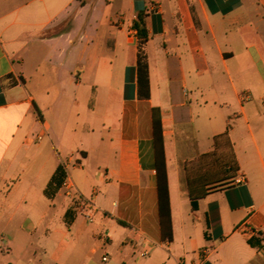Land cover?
Returning <instances> with one entry per match:
<instances>
[{
  "label": "crops",
  "instance_id": "0c3cea01",
  "mask_svg": "<svg viewBox=\"0 0 264 264\" xmlns=\"http://www.w3.org/2000/svg\"><path fill=\"white\" fill-rule=\"evenodd\" d=\"M140 10L149 99L136 70L126 97ZM155 107L172 241L160 226ZM60 165L93 221L64 187L46 195ZM3 167L0 264H264V0H0ZM189 181L209 189L197 209ZM246 212L249 233L227 245L230 218Z\"/></svg>",
  "mask_w": 264,
  "mask_h": 264
},
{
  "label": "trees",
  "instance_id": "16d2710c",
  "mask_svg": "<svg viewBox=\"0 0 264 264\" xmlns=\"http://www.w3.org/2000/svg\"><path fill=\"white\" fill-rule=\"evenodd\" d=\"M146 11L140 10L137 19L134 21V28L137 31L138 38V59L136 67L128 68V80L126 86V97L129 96V82L130 73L133 70L137 72V83H138V97L140 99H149L151 96L150 90V71L148 54L146 52V44L150 39V33L146 21ZM14 78L12 75L9 79ZM18 84V81L11 80L10 85L14 86ZM152 120H153V134H154V149H155V165L157 170V187H158V200H159V214H160V226L163 240H173V224H172V212L170 202V190L168 182V173L166 165V153H165V140L163 134L162 114L160 108L152 109ZM222 138H226L227 134L222 135ZM217 147V137L215 141ZM207 156V155H205ZM227 171L234 173L231 178H235L239 167L236 161L235 154L227 160L225 163ZM66 170L63 165H60L54 175L52 176L49 184L45 189V193L48 197L53 198L57 192L63 187L66 179ZM189 196L192 201V207L198 208V202L201 198L205 197L209 189L205 188L203 191L193 186L192 182L189 181ZM250 243L253 241L250 239Z\"/></svg>",
  "mask_w": 264,
  "mask_h": 264
},
{
  "label": "rangeland",
  "instance_id": "374dc122",
  "mask_svg": "<svg viewBox=\"0 0 264 264\" xmlns=\"http://www.w3.org/2000/svg\"><path fill=\"white\" fill-rule=\"evenodd\" d=\"M42 139V138H41ZM37 136H31L29 139V142L31 143H35L38 140ZM4 172V167L0 170V173L2 174ZM17 175L21 174V170H16L15 171ZM65 191L67 190V187L63 186ZM64 192H62L63 195ZM248 216V213H241L239 215H236L233 218H230V227L225 229L223 231V235H222V239H227V245H229L230 243H232L235 239L237 238H242L241 233H249V228L246 224L243 223V220ZM235 228H238L240 232L237 233H233ZM262 237L264 240V227H263V231H262Z\"/></svg>",
  "mask_w": 264,
  "mask_h": 264
},
{
  "label": "built area",
  "instance_id": "2783aa9c",
  "mask_svg": "<svg viewBox=\"0 0 264 264\" xmlns=\"http://www.w3.org/2000/svg\"><path fill=\"white\" fill-rule=\"evenodd\" d=\"M37 138L41 139L42 137L39 136ZM64 186L67 187L66 194L69 197H74V198L77 197L78 200L80 201L79 208H81L82 211H84V213L86 214V217L88 218L89 221H93V216H94V212H95L94 211L95 210L94 204L90 200H87V199L80 197V195H78V193L75 191L73 184L65 181ZM107 259H108V257H107V255H105L103 257V260H107Z\"/></svg>",
  "mask_w": 264,
  "mask_h": 264
}]
</instances>
